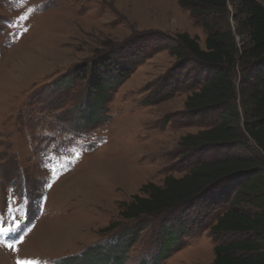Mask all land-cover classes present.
I'll return each mask as SVG.
<instances>
[{
	"label": "rangeland",
	"instance_id": "rangeland-1",
	"mask_svg": "<svg viewBox=\"0 0 264 264\" xmlns=\"http://www.w3.org/2000/svg\"><path fill=\"white\" fill-rule=\"evenodd\" d=\"M177 2L0 0V228L8 230L0 264H107L131 241L122 264H211L213 249L229 240L211 232L226 209L211 194L163 215L120 217L143 185L162 186L226 151L201 155L178 145L216 113L184 112L207 70L170 49L179 33L204 48L206 32ZM234 37L240 47L244 36ZM99 60L127 73L101 113L88 98L95 74L81 76ZM234 81L243 117L238 74ZM247 142L249 150L228 152L260 157Z\"/></svg>",
	"mask_w": 264,
	"mask_h": 264
},
{
	"label": "trees",
	"instance_id": "trees-1",
	"mask_svg": "<svg viewBox=\"0 0 264 264\" xmlns=\"http://www.w3.org/2000/svg\"><path fill=\"white\" fill-rule=\"evenodd\" d=\"M228 2L233 6L232 13ZM177 3L195 16L206 32L204 48L196 37L179 33L174 36L176 46L170 49L180 60L187 55L207 70L198 87L186 98L184 112L208 116L216 113L208 127L185 135L178 145L201 155L210 150L226 151L199 162L181 178L166 177L162 186L143 185L129 203L122 204L120 217L133 221L163 215L191 202L205 201L211 194L212 204L216 198L219 199L216 205L226 204L211 232L229 239L213 249L211 264H264V5L257 0H178ZM230 21L235 25V32L231 30ZM234 33L245 38L241 39L240 47ZM106 66L108 64L102 60L85 67L84 75L81 72V76L88 79L95 74V86L92 79L88 80V98L89 102L93 98L97 100L96 108L100 113L107 92L119 86L127 76L121 72L116 75ZM237 74L243 117L236 102L234 80ZM107 76L110 83L105 81ZM247 139L255 144L260 157L228 152L236 147L249 150ZM115 228L117 225H111L107 230ZM133 243L128 242L111 262L122 264ZM96 251L91 249L88 254ZM100 252L107 254L105 249ZM169 252H162L157 263L165 260ZM101 258L95 257L96 260Z\"/></svg>",
	"mask_w": 264,
	"mask_h": 264
},
{
	"label": "snow or ice",
	"instance_id": "snow-or-ice-1",
	"mask_svg": "<svg viewBox=\"0 0 264 264\" xmlns=\"http://www.w3.org/2000/svg\"><path fill=\"white\" fill-rule=\"evenodd\" d=\"M0 234L2 235H8V230L7 229H4V228H0ZM18 264H20V262H18ZM24 264H34V262H24Z\"/></svg>",
	"mask_w": 264,
	"mask_h": 264
}]
</instances>
